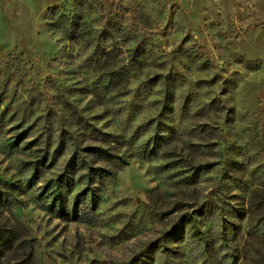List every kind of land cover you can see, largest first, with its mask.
Listing matches in <instances>:
<instances>
[{
	"label": "rangeland",
	"instance_id": "rangeland-1",
	"mask_svg": "<svg viewBox=\"0 0 264 264\" xmlns=\"http://www.w3.org/2000/svg\"><path fill=\"white\" fill-rule=\"evenodd\" d=\"M261 183L264 0H0V264H264ZM206 196L251 218L169 240Z\"/></svg>",
	"mask_w": 264,
	"mask_h": 264
},
{
	"label": "trees",
	"instance_id": "trees-1",
	"mask_svg": "<svg viewBox=\"0 0 264 264\" xmlns=\"http://www.w3.org/2000/svg\"><path fill=\"white\" fill-rule=\"evenodd\" d=\"M25 136V130H19L16 133V136L14 138V143H18L19 139ZM106 132H102L101 134H95L94 135V140L97 143H93V144H89L86 145V149L89 151V153L98 156V158L100 160H104L106 161L108 164L114 163L115 160L120 159L122 157L119 158V156L115 155L111 149L109 148V145H107V139H106ZM44 157L40 158V162L37 163H43L44 161ZM47 165V164H45ZM88 170H87V174L90 176L88 181H104V179L106 178H112L114 177V172L107 166L103 165H88ZM201 169L200 171L203 170H208L210 168V165L208 163H200L198 164L197 167H195V169ZM37 169V165H35L34 170ZM57 176L63 177L65 175V173L63 171H60L59 173H57ZM264 183L258 184L257 186H263ZM253 192V191H251ZM233 196H235L234 193H232ZM228 204V209H225L223 204L221 203L220 200H217L211 196H206L202 201H200L199 204H197L192 211H187V213L183 214L182 216L179 217L178 221L176 223H174V225H172L171 228V238L169 240L172 239H181L183 240L186 236V232L188 230V228L190 227V230H195L196 233H198L199 237H201L204 241L203 243V247H207L208 250H211L213 247V241L217 240L218 238L222 237V239H226V237L228 236V232H227V228L225 229H219V230H215L214 228H212V226H207V231L211 232V237L208 238L205 234L204 231L199 229V225L202 221L204 220H211L212 223L215 222L216 219H218V221L222 220L223 223H228V225L230 226V231L229 234H233V236L237 235L239 232L242 231V227H243V220H247L249 221V209L246 208V205H241L236 203L235 201H231ZM51 207H53V209H56L58 212H60L61 214H73V215H77V211H76V207H74L73 209H70V211H65V209H62V207H60L59 202H57L56 200H53L51 202ZM228 214V215H226ZM227 216H229L230 219ZM223 223H221L222 226H225V224L223 225ZM218 223H215V225H217ZM221 225L219 227H221ZM218 227V228H219ZM250 229L254 230H247L246 233L248 234H252V233H261L264 232V216L260 217L258 219V221L253 224ZM169 236V234H168ZM162 238L161 237H157L153 242L150 243L149 246L141 249L138 251V253H136V255L134 256V261L132 262V264H152L155 261V251L156 249H161L162 248H167V247H162ZM220 248V246H219ZM215 252V251H214Z\"/></svg>",
	"mask_w": 264,
	"mask_h": 264
}]
</instances>
